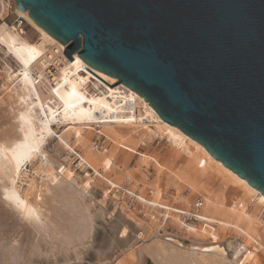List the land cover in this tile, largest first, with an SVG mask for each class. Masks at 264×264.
I'll return each mask as SVG.
<instances>
[{"label":"water","instance_id":"1","mask_svg":"<svg viewBox=\"0 0 264 264\" xmlns=\"http://www.w3.org/2000/svg\"><path fill=\"white\" fill-rule=\"evenodd\" d=\"M15 2L264 195V0Z\"/></svg>","mask_w":264,"mask_h":264},{"label":"bare ground","instance_id":"2","mask_svg":"<svg viewBox=\"0 0 264 264\" xmlns=\"http://www.w3.org/2000/svg\"><path fill=\"white\" fill-rule=\"evenodd\" d=\"M17 13L31 24L41 39L37 42L30 41L25 37L26 32H19L7 24H0L1 50L15 59L19 67V71H15L8 65L3 69L4 78L10 82L8 83L10 102L2 106L0 111V202L2 203L0 208L5 209L2 211H5L7 214L5 216L12 220L14 230L9 235L0 234V264H19V259L22 260L19 252L23 253V251H21L22 247L19 251V235L16 228L23 222H27L38 237L39 235L44 239L56 237L69 249L75 246L73 244L75 242L84 245L92 230V215L84 201L89 192L88 183L86 181L80 183L78 176L66 165H59L58 169L55 168L44 146L51 137H54L68 152H71L75 146L69 144L62 136L68 130L73 129L71 132L75 141L87 140L83 134L89 129L85 128L90 126L93 128L91 130H94V124L100 123L101 121L98 120L103 119L99 118L102 113H104V118L111 113H117L119 116L113 122L102 121L99 126L108 129H113L114 126L128 128L123 133L113 132L117 138H132L138 136L141 130L165 136L173 145L183 149L186 153L193 154L192 151H194L197 160L215 165L220 173L228 176L231 184L240 187L246 194L255 197L260 204L264 205L262 193L213 158L201 144L177 127L164 122L143 97L124 84H120L116 78L96 71L90 66L89 70L85 67L87 64L78 55H74L72 62L66 56L64 59H58L62 56L65 45L37 26L28 12L17 10ZM54 60L58 62L54 74L57 87L46 91L42 87H36L33 80L34 73H42ZM93 75L98 81L92 79ZM129 114L132 115L131 119H125V117L129 118ZM143 119H147L149 124H141ZM82 156L93 167L95 173L105 174L91 164L83 154ZM39 158H44V163L43 165L38 164L34 172L44 173L49 178L47 170L50 168V182L45 183L47 178L39 189L36 182L30 179L27 189L21 191L18 182L23 167L27 164L34 165ZM110 184L115 186L113 181H110ZM43 188L45 190H42ZM46 188L48 193L42 194ZM107 190L110 191V188L108 187ZM109 194L114 193L111 191ZM149 201L152 202L150 203L152 206L163 205L167 208L185 211V208L157 203L151 199ZM163 216L166 222L172 221L174 224H179L187 236L204 231L202 229L199 231L195 225H185L177 215L172 213H165ZM175 216H177L176 219ZM134 221L141 230L146 231V226L140 219H134ZM208 221L211 220L201 214L200 222ZM29 225L26 226L29 227ZM161 228L163 227L151 228L147 239L144 235L138 237V240L142 242L139 257L143 263L150 259L152 264H264V260L262 261L253 252L250 255L233 257L230 247L220 239L201 243L190 240L188 237L172 234L164 233L165 235L162 236L159 233ZM43 238L39 239L43 240ZM182 239L189 242L186 243ZM176 240L184 245H180ZM207 246L223 247L225 253L219 248L205 250L204 247ZM31 248H33L32 253L39 256L37 254L40 253L41 248L33 247V245ZM74 249L76 251L77 248L74 247ZM49 253L51 254V251L47 254ZM29 261L28 263H32L30 258Z\"/></svg>","mask_w":264,"mask_h":264},{"label":"rangeland","instance_id":"3","mask_svg":"<svg viewBox=\"0 0 264 264\" xmlns=\"http://www.w3.org/2000/svg\"><path fill=\"white\" fill-rule=\"evenodd\" d=\"M25 25V37L30 41H39L41 39L39 33L28 21ZM0 51L1 66H3V61L5 62L4 67L8 65L12 68L9 62L15 59L7 56L3 50ZM14 62L16 63V61ZM4 67L2 74L0 73L2 83L0 111L2 106L4 107L10 102V82L4 78ZM85 129H89L83 134L87 138L85 141H75L72 135L73 129L68 130L62 137L69 144L80 149L91 164L95 167L100 166L109 180L136 191L141 196L155 202L182 209L190 208L201 197L205 199L201 214L211 221L193 223L192 225H195L199 231L201 229L204 231L187 236L179 224H174L172 221L163 224L164 216L160 210L152 209V207H145L143 210L144 205L142 206V203L136 204L135 209H131L128 197L120 194H109L111 191L107 190L108 187L102 179L84 178L78 171H75L71 167L72 159L69 152L57 138L51 137L44 146V150L49 155V160H52V165L57 169L59 165H66L79 177L76 176L80 183L83 181L88 183L89 192L84 201L92 215V230L84 245L75 242L73 243L75 246L72 244V249H69L68 246L61 244V241L56 237L54 239H44L40 235L38 237L30 228L31 226L27 222H23L25 224L21 223L22 226L20 224L16 228L19 235V237L17 236L20 245L19 251L21 247V251H23V253L19 252L22 259L21 261L19 259V264H137L138 262L140 264H152L150 259L147 258L148 261L143 263L139 257V253L142 251V242L138 240V237L144 235L147 239L151 228L160 226L163 227L159 231L162 236L172 234L188 237L190 240L201 243L220 239L230 247L233 257L250 255L253 252L262 261L264 260V205L260 204L255 197L246 194L240 187L231 184L228 176L220 173L215 165L197 160L192 149L193 154H188L183 149L173 145L165 136L150 134L148 130H146L147 132L141 130L138 136L132 138L114 136L113 132L115 131L123 133L128 130L123 126H114L113 129L100 128L101 133L108 138L109 147L108 154L101 156L91 148L95 129L91 130L93 128L90 126ZM142 139H145L148 144L143 149L139 147ZM37 165L38 162L31 168L35 170ZM47 172L49 178L45 182L46 184L50 182V168ZM188 188L192 189L190 193H188ZM149 192H152L151 197L148 196ZM46 193H48L47 188L42 194ZM1 206L2 203L0 202ZM2 209L5 210L3 207ZM2 209L0 208V212H2L0 214V226H3L2 229L0 228V231L2 230L0 234L7 233L9 235L14 230L12 228L13 223L6 217L7 214ZM2 214L4 215L2 216ZM153 214L156 215L155 219H152ZM176 218L177 216H175ZM134 219H140L146 226V231L141 230ZM122 230L125 233L122 234ZM39 238H43V240ZM37 240L39 241L37 242ZM21 241L22 244H20ZM43 241L48 245L44 244ZM32 245L41 248L40 253L37 254L39 256L32 253ZM74 247L77 248L76 251L73 250ZM48 249L51 254H47ZM62 249H65L66 252ZM29 258L32 263H28L30 262Z\"/></svg>","mask_w":264,"mask_h":264},{"label":"built area","instance_id":"4","mask_svg":"<svg viewBox=\"0 0 264 264\" xmlns=\"http://www.w3.org/2000/svg\"><path fill=\"white\" fill-rule=\"evenodd\" d=\"M26 19L24 17H22L21 15H19L17 13L16 10V2L15 0H0V24H7L8 26H10L11 28L15 29L16 31L25 32V27H26ZM0 50H1V46H0ZM1 52V51H0ZM65 49H63L62 51V56H60L58 59H64V54ZM56 60H54L51 64H49L47 66V68L42 72H38V73H34L33 75V80H34V84L36 87H42L46 90H50V89H54L57 87V81H55V73H56V66L58 64V62H55ZM3 66H1L0 64V73L2 72V68L5 65V62H3ZM9 64L12 66V68L15 71H19V67L16 65V63L14 61L9 62ZM85 67H87L90 70V67L88 65H85ZM94 74V72H93ZM1 75V74H0ZM92 79L94 81H98L94 75L92 76ZM2 90V83L0 80V92ZM118 114L117 113H111L110 115L107 116V118H104V113L99 115V118H103V119H99L98 121L100 123L98 124H94V129H95V133L96 136L94 137V139L92 140V148L95 152L99 153L101 156H106L108 154L109 151V147H108V138L101 134L100 132V128L102 124V121H108V122H113L114 120L118 119ZM132 116L131 114H129V118L125 117V119H131ZM141 124H145L148 123L147 119H143L141 122ZM149 124V123H148ZM147 141L145 139L140 140L139 143V147L140 148H145L147 147ZM70 158L72 159L71 162V167L74 168L75 171H78L84 178L85 177H90L93 179H102L104 181V183H106L107 187L110 188V191H112L114 194H120L123 195L124 197H128V203L129 206L131 207V209H135V205L142 203V209L145 210V207H149L152 209H157L160 210L162 212V216L166 213H172L174 215H177L182 222L185 225H192L193 223H197L201 221V210L204 207V199L199 197L194 203L193 205L188 208L185 209V211L179 210V209H173V208H167L166 206L163 205H157V206H152L150 205V203H152L151 201H149L150 199L144 197V199H142L143 196H141L138 192L136 191H132L130 189L125 188L122 185L116 184L111 185L110 181L105 174H100V173H95V170L93 169V167L87 162V160L82 156V152L75 147L74 150H72L71 152H69ZM44 158H39L38 164L39 165H43L44 163ZM42 161V163H41ZM31 164H27L26 166L23 167L22 172L20 173V180L18 182V186L21 188V191H25L28 187V183L29 180L32 179L36 182V185L39 189H41L42 186V182L45 181L48 177H46V175L44 173H35L34 170L31 168ZM192 191L191 188H188V193H190ZM152 192L148 193V196L151 197ZM155 214L152 215V219L155 218ZM165 218H163V224H165Z\"/></svg>","mask_w":264,"mask_h":264},{"label":"crops","instance_id":"5","mask_svg":"<svg viewBox=\"0 0 264 264\" xmlns=\"http://www.w3.org/2000/svg\"><path fill=\"white\" fill-rule=\"evenodd\" d=\"M113 162H114V161H113ZM112 167H113V166H112ZM96 168L100 169V166H99V167H96ZM157 203H158V202H157ZM132 221H133V220H132ZM121 233L123 234V233H125V231L122 230Z\"/></svg>","mask_w":264,"mask_h":264}]
</instances>
